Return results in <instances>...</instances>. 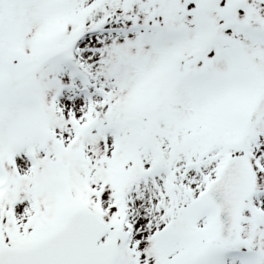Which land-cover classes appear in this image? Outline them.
Listing matches in <instances>:
<instances>
[{"label": "snow or ice", "instance_id": "1", "mask_svg": "<svg viewBox=\"0 0 264 264\" xmlns=\"http://www.w3.org/2000/svg\"><path fill=\"white\" fill-rule=\"evenodd\" d=\"M0 264H264V0H0Z\"/></svg>", "mask_w": 264, "mask_h": 264}]
</instances>
